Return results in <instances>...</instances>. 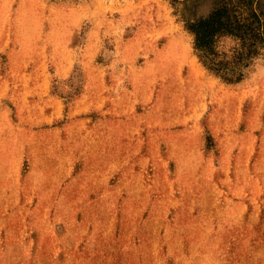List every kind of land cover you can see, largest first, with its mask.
<instances>
[{
	"label": "rangeland",
	"instance_id": "rangeland-1",
	"mask_svg": "<svg viewBox=\"0 0 264 264\" xmlns=\"http://www.w3.org/2000/svg\"><path fill=\"white\" fill-rule=\"evenodd\" d=\"M183 9L0 0V264H264V51L225 82Z\"/></svg>",
	"mask_w": 264,
	"mask_h": 264
},
{
	"label": "trees",
	"instance_id": "trees-1",
	"mask_svg": "<svg viewBox=\"0 0 264 264\" xmlns=\"http://www.w3.org/2000/svg\"><path fill=\"white\" fill-rule=\"evenodd\" d=\"M169 1L183 4V24L202 66L225 82L240 81L245 67L264 51V0H209L211 9L204 15H196V6L206 0ZM226 38L232 44L221 48Z\"/></svg>",
	"mask_w": 264,
	"mask_h": 264
},
{
	"label": "bare ground",
	"instance_id": "bare-ground-1",
	"mask_svg": "<svg viewBox=\"0 0 264 264\" xmlns=\"http://www.w3.org/2000/svg\"><path fill=\"white\" fill-rule=\"evenodd\" d=\"M35 5V4H34Z\"/></svg>",
	"mask_w": 264,
	"mask_h": 264
}]
</instances>
